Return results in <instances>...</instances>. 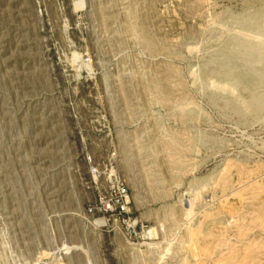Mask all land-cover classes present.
<instances>
[{
  "label": "rangeland",
  "instance_id": "rangeland-1",
  "mask_svg": "<svg viewBox=\"0 0 264 264\" xmlns=\"http://www.w3.org/2000/svg\"><path fill=\"white\" fill-rule=\"evenodd\" d=\"M0 264H264V0H0Z\"/></svg>",
  "mask_w": 264,
  "mask_h": 264
},
{
  "label": "built area",
  "instance_id": "built-area-1",
  "mask_svg": "<svg viewBox=\"0 0 264 264\" xmlns=\"http://www.w3.org/2000/svg\"><path fill=\"white\" fill-rule=\"evenodd\" d=\"M84 61H87V58H84ZM90 172L94 173L96 169L92 167ZM107 189L108 192L105 195L98 196V199H96L92 206H88L86 211L90 214H99L101 217L107 216V219L108 217H112L114 221L120 218L124 222L125 219H128L126 213L129 202L125 185L113 177L112 179H108ZM136 224V222H133L131 228L134 229Z\"/></svg>",
  "mask_w": 264,
  "mask_h": 264
}]
</instances>
